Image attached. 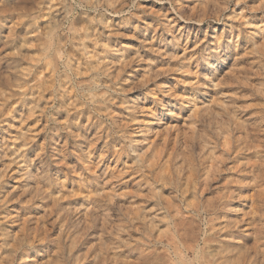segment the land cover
Listing matches in <instances>:
<instances>
[{
  "label": "rangeland",
  "instance_id": "rangeland-1",
  "mask_svg": "<svg viewBox=\"0 0 264 264\" xmlns=\"http://www.w3.org/2000/svg\"><path fill=\"white\" fill-rule=\"evenodd\" d=\"M230 193L264 264V0H0V264H191Z\"/></svg>",
  "mask_w": 264,
  "mask_h": 264
},
{
  "label": "bare ground",
  "instance_id": "bare-ground-1",
  "mask_svg": "<svg viewBox=\"0 0 264 264\" xmlns=\"http://www.w3.org/2000/svg\"><path fill=\"white\" fill-rule=\"evenodd\" d=\"M223 173L224 172H223L222 167H219V166H217V168H215L213 171H211L210 174L201 181V184H203L205 187L202 189V191L208 190L207 188L211 187L210 184L218 183L222 179ZM186 180H187V183L190 184V182H191L190 177H187ZM192 183H194V185L196 186L195 180H193ZM194 185H193V187H191L192 191H194V188H195ZM219 188H220V186H219ZM188 190H190L189 186H188V188H186V191H188ZM231 197H232L231 193L227 197H226V195H221L219 198H217L216 202L212 205H209L208 208H206V207L201 208L197 204H195L189 208V210H191V212H193V214H195V215H200L202 213L215 215L214 217H209L206 221L207 230H210V231L208 233H205L204 236L201 238L202 247H200V249L197 251H195V250L193 251L194 254L196 253V256H194L191 264H214V259L209 258L207 255H205L206 251H207V253H209L208 248H211L214 245L213 242H215V241H217L219 243L225 242L223 240L217 239L220 232L222 234H226V235H231L233 233L234 230L231 227H228V228L225 227L223 229L221 228V231H220L219 229L214 228V226H213V220L215 218H217V215H219L222 212V209L227 204V202H229V199H231ZM251 214L252 215L249 216V221H246L247 219L244 220V223L251 224V227L247 228V229H250V233L247 236L250 238L253 237L254 239L264 237V221H262L263 218L261 216L257 217V215L254 212ZM256 218H259V219H256ZM257 220L262 221V222H256ZM247 236H246V238H247ZM22 245H23L22 241L17 242V245L14 244L8 248V253L17 252V250H19L20 246H22ZM183 250H185V249H183ZM183 250H181V251H183ZM73 255L74 254L72 253V249H69L67 252L63 253V257L66 260L75 259L76 256L74 258ZM226 256L232 257L231 255H226ZM231 259H233V258H231ZM226 262H227V264L231 263L230 261H227V260H226ZM181 263L182 264H189V263H183V262H181ZM65 264H67V263H65ZM235 264H245V263H242L241 261H236Z\"/></svg>",
  "mask_w": 264,
  "mask_h": 264
}]
</instances>
